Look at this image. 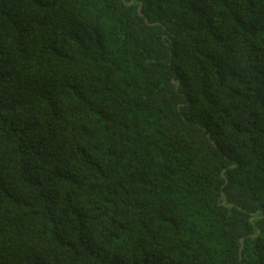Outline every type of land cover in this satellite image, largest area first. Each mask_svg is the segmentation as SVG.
Listing matches in <instances>:
<instances>
[{
	"label": "trees",
	"instance_id": "obj_1",
	"mask_svg": "<svg viewBox=\"0 0 264 264\" xmlns=\"http://www.w3.org/2000/svg\"><path fill=\"white\" fill-rule=\"evenodd\" d=\"M0 264H264V0H0Z\"/></svg>",
	"mask_w": 264,
	"mask_h": 264
},
{
	"label": "water",
	"instance_id": "obj_2",
	"mask_svg": "<svg viewBox=\"0 0 264 264\" xmlns=\"http://www.w3.org/2000/svg\"><path fill=\"white\" fill-rule=\"evenodd\" d=\"M140 10H141V9H140ZM141 15H143V14H141ZM223 197L225 198V200H224V202H223V205H226V203H227V199H226L225 194H223ZM243 248H244V245H243V240H242V248H241V250H243Z\"/></svg>",
	"mask_w": 264,
	"mask_h": 264
}]
</instances>
